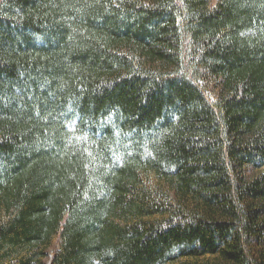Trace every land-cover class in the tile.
<instances>
[{
	"label": "trees",
	"instance_id": "trees-1",
	"mask_svg": "<svg viewBox=\"0 0 264 264\" xmlns=\"http://www.w3.org/2000/svg\"><path fill=\"white\" fill-rule=\"evenodd\" d=\"M0 264H264V0H0Z\"/></svg>",
	"mask_w": 264,
	"mask_h": 264
},
{
	"label": "rangeland",
	"instance_id": "rangeland-1",
	"mask_svg": "<svg viewBox=\"0 0 264 264\" xmlns=\"http://www.w3.org/2000/svg\"><path fill=\"white\" fill-rule=\"evenodd\" d=\"M213 2L215 1V0H212Z\"/></svg>",
	"mask_w": 264,
	"mask_h": 264
}]
</instances>
